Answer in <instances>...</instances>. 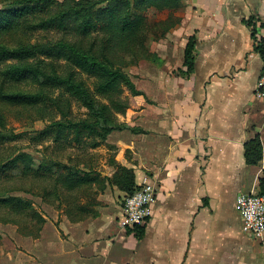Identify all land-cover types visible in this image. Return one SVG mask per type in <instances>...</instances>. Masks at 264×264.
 <instances>
[{"label":"crops","instance_id":"obj_1","mask_svg":"<svg viewBox=\"0 0 264 264\" xmlns=\"http://www.w3.org/2000/svg\"><path fill=\"white\" fill-rule=\"evenodd\" d=\"M184 1L172 29L179 40L171 72L155 66L137 87L140 115L124 118L130 128L93 148L118 153L101 167H81L96 178L66 188V196L80 192L42 214L28 264H264V237L243 231L235 204L238 192L258 191L263 169V161L244 157L245 141L259 134L264 142V97L254 93L263 60L243 19L258 15L264 36V0ZM190 36L193 66L186 71ZM116 164L133 170L136 186L144 177L156 183L142 226L122 224L127 192L109 179Z\"/></svg>","mask_w":264,"mask_h":264},{"label":"rangeland","instance_id":"obj_2","mask_svg":"<svg viewBox=\"0 0 264 264\" xmlns=\"http://www.w3.org/2000/svg\"><path fill=\"white\" fill-rule=\"evenodd\" d=\"M11 1L0 0V7ZM180 1L176 5L150 6L141 11L146 24L136 40L132 38L127 44L115 42L111 45L109 33L101 23L82 36L74 35L71 29L33 28L30 23L23 24L24 21L15 30H0V264H28L27 245L38 235L42 214L52 208H61L65 199H74L72 195L80 192L71 191L68 196L64 193L67 188L64 185L65 166L91 169L92 164H96L101 167L109 156L118 153L114 146H109V150L106 146L93 150L102 144L93 147L96 133L91 135L83 130L76 141L74 129L49 126L58 120H91L94 117L78 96L63 85L45 82L40 73L59 77L70 75L81 82L97 105H106L107 113L119 124L124 123V118H137L144 99L142 92L141 95L132 93L123 80L116 82L108 92L98 91L95 75L56 57L53 52L33 50L31 55L20 58L3 55L1 50L76 40L80 47L102 61L107 57L106 62L112 68L122 69L138 87L151 79L155 66L160 69L165 66L167 72H171L170 66L178 56L179 40L176 29H172L181 23L182 13L186 12V2ZM250 16L256 22L260 20L258 15ZM167 23L174 25L166 30ZM138 49H143L141 55L149 60L135 57L140 55L136 53ZM157 56L161 60L158 61ZM30 67L35 69L33 74L20 71Z\"/></svg>","mask_w":264,"mask_h":264},{"label":"trees","instance_id":"obj_3","mask_svg":"<svg viewBox=\"0 0 264 264\" xmlns=\"http://www.w3.org/2000/svg\"><path fill=\"white\" fill-rule=\"evenodd\" d=\"M179 2L182 1L13 0L0 7V30L5 28L15 30L21 26V21H24L23 24L30 23V26L33 28H54L62 31L71 29L74 35L82 36L95 29L99 23H101V25H103L102 28H106L109 33V37L112 41L111 45L115 42H123L122 44H127L132 38H137L136 35L143 31L146 24V17L141 11H145L150 6L164 8L167 5H176ZM102 3H104V5H102ZM35 13H41L42 15H37ZM16 20L19 21L16 22ZM243 21L250 27V36L253 40V50L260 55L264 62V36L258 35V26H256L257 22L252 16L243 19ZM173 25L174 23H167L164 28L167 30ZM194 42V37L190 36L183 51V64L187 67L186 71H190L193 66L192 52L195 44ZM43 45L44 46L36 44L30 46L29 44H26V46L17 48L18 50L8 51L3 49L1 50V54H12L21 58L31 55L33 50L42 53H45L46 51L53 52L56 57L64 58L69 64L77 65L87 73L95 75L98 78L97 88L100 92L110 91L116 82L123 80L128 84L132 93L141 94V91L126 75V72L120 68H112L106 62L107 57L104 59L105 61H102L91 51H87L88 49L80 47L76 40L73 42L62 40L54 42L49 41ZM136 53L140 55L143 54V49H138ZM140 55L135 56L132 54V56H135L138 59H149V57ZM154 57H156V55H154L153 58ZM20 71L23 73L30 71V73L33 74L35 69L30 67V69L24 68ZM40 76L43 77L45 82H49L52 85H63L70 93L78 96L94 117V119L91 120H58L54 121L49 126L56 125V127H65L70 128L71 130L74 129L76 141H79V136H81L80 134L84 131L91 135L96 133L100 138H97V136L94 135L95 140L92 144L93 147L104 143L110 132L130 128L125 124L116 123L109 112L107 113V106H98L94 98L90 96L87 88L81 82H76L70 75L67 77H59L55 74L46 73L44 75L42 72L40 73ZM130 130L137 129L131 128ZM244 157L248 164H256L261 160L264 161V143L259 134L254 135L252 138L244 142ZM65 169H67V171L65 173L64 185H66L67 188L86 183L96 178L95 176H91V171L89 170L66 166ZM109 179L127 193L133 192L136 188L133 170L123 165L116 164L115 172ZM257 192L264 193V166L262 169V175L258 180ZM41 220L43 221L44 219L41 218ZM137 232L139 233L140 231L138 230Z\"/></svg>","mask_w":264,"mask_h":264},{"label":"built area","instance_id":"obj_4","mask_svg":"<svg viewBox=\"0 0 264 264\" xmlns=\"http://www.w3.org/2000/svg\"><path fill=\"white\" fill-rule=\"evenodd\" d=\"M257 97H264V62L254 91ZM156 200V183L144 177L135 190L122 199V224L133 228L144 225L152 215ZM236 209L241 218L244 232L254 239L264 237V193L238 192L235 196Z\"/></svg>","mask_w":264,"mask_h":264}]
</instances>
